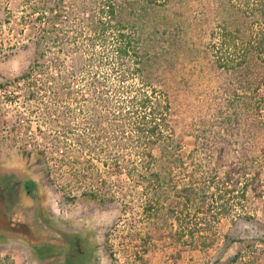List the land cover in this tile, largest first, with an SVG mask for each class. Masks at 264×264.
<instances>
[{
	"label": "trees",
	"instance_id": "obj_1",
	"mask_svg": "<svg viewBox=\"0 0 264 264\" xmlns=\"http://www.w3.org/2000/svg\"><path fill=\"white\" fill-rule=\"evenodd\" d=\"M169 1L26 0L13 30L20 50L33 47L36 56L17 82L23 86L17 99L37 103L33 113L50 129L38 126V132L45 141L50 135L51 144L49 150L44 143L31 150L24 145L19 154L37 162L48 180L60 179L67 202L140 208L147 223L134 230L143 253L154 237L207 251L217 242L222 219L255 221L251 199L264 208V0H227L239 26L226 22L210 48L214 67L233 78L228 105L220 108L221 129L205 124L190 150L179 139L171 94L153 69L162 57L144 52L130 22L139 5L146 12ZM8 87L0 84L5 98ZM259 137L263 144L254 156L250 141ZM224 159L229 164L220 173L217 162ZM0 173H7V181L21 174L17 188L26 183L21 169L0 166ZM38 223L0 232L21 235L48 252L45 237L35 242L25 234L37 233ZM257 227L264 230V224ZM226 239L244 249L225 264H264L258 240Z\"/></svg>",
	"mask_w": 264,
	"mask_h": 264
},
{
	"label": "rangeland",
	"instance_id": "obj_2",
	"mask_svg": "<svg viewBox=\"0 0 264 264\" xmlns=\"http://www.w3.org/2000/svg\"><path fill=\"white\" fill-rule=\"evenodd\" d=\"M25 6L26 0H0V84L8 85L10 91L5 98L0 90V166L21 169L28 183L35 181L31 187L39 197L42 219L49 220L54 229L64 234L65 240L80 236L82 254L73 255L72 264H225L244 249V244L228 245L227 236L258 240L256 244L263 250L260 249L259 255L264 260V230L257 227L264 224V208L260 201L251 199L248 205L255 221L247 222L239 217L222 219L217 227V242L207 251L177 246L154 237L148 252L143 253V240L134 230L147 223L140 208H120L118 203L96 206L81 200L67 202L59 188L61 180H48L37 162L19 154L22 146L31 150L36 142L44 143L47 150L51 148L50 135L45 141L38 132V126L44 132L50 129L33 113L37 103L27 101L23 104V98L17 99L23 95L20 91L23 86L17 82L36 58L33 47L20 50L14 36L17 18ZM139 6L137 17L130 22L137 26L144 52L162 57L153 69L171 94L177 111L179 139L184 149L190 150L195 134H203L207 124H214L212 130L215 132L221 129L220 108L228 105L227 89L233 78L214 67L210 46L226 22L239 26V15L227 0H170L164 6L146 7V12ZM18 92L20 94L16 95ZM239 92L242 93V89ZM240 111L244 112L242 107ZM8 119H13V123H6ZM14 124L18 125V132L13 130ZM262 144L261 137L250 141L249 150L254 156L260 153ZM228 164V159L217 162L219 172L223 173ZM260 164L264 168V160ZM73 193L80 194V191ZM23 212L19 209L10 216L20 226L22 223L29 226L33 216ZM42 223L37 233L26 229L25 234L35 242L44 237L47 240ZM4 229L0 216V230ZM147 231L144 229L143 233ZM62 254L60 249L43 252L21 235L0 232V264H49L51 255L60 263L59 255Z\"/></svg>",
	"mask_w": 264,
	"mask_h": 264
},
{
	"label": "flooded vegetation",
	"instance_id": "obj_3",
	"mask_svg": "<svg viewBox=\"0 0 264 264\" xmlns=\"http://www.w3.org/2000/svg\"><path fill=\"white\" fill-rule=\"evenodd\" d=\"M7 173H0V216L5 228L12 229L20 227L19 224L10 216L16 213L17 210L22 209L26 214H32L38 224H44V229L47 232V242L50 244V250L60 249L63 250L60 263L55 262V256H50L48 259L49 264H66L67 259L72 258L73 255H81V238L79 235L65 240L63 233L54 229L49 220L42 219V209L39 197L35 189L31 188L27 179L21 187L17 188L15 179L20 178V174H13L11 180H4ZM17 181V180H16ZM34 180H32L33 182ZM35 183V181L33 182ZM35 185V184H34ZM23 212V213H24ZM49 221V222H48ZM57 257V256H56ZM73 259V258H72Z\"/></svg>",
	"mask_w": 264,
	"mask_h": 264
}]
</instances>
